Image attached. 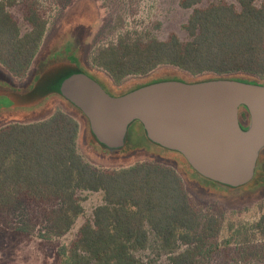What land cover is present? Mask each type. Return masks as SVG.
<instances>
[{"label":"trees","instance_id":"16d2710c","mask_svg":"<svg viewBox=\"0 0 264 264\" xmlns=\"http://www.w3.org/2000/svg\"><path fill=\"white\" fill-rule=\"evenodd\" d=\"M237 1L238 6L221 2L201 8L203 0H182L183 9L193 10L184 25L190 41L183 42L175 33L166 41L122 37L117 45L95 54L92 68L105 71L115 84L131 76L146 77L163 66L190 75L189 82L231 78L251 83L238 78L242 74L264 79V0L260 6L258 0ZM17 5L31 27L27 33L10 11ZM47 26L40 0L0 1V66L13 78L22 79L29 73L45 41ZM75 63L63 61L45 67L32 89L17 93L15 101L20 99V105L29 106L55 95L64 80L86 73ZM86 75L107 91L98 79ZM164 81L188 80L163 78L131 91ZM240 115L250 117L245 108ZM135 124L140 123L131 127ZM79 136L78 121L65 112L43 122L0 129V218L23 202L57 203L58 208L46 212V221L49 232L61 237L84 214L80 194L102 192L103 204L95 209L93 220L82 226L64 258L60 254L62 264H139L134 253L147 247L150 231L167 251L185 247L171 258V264H197L205 248L210 260L222 253L211 243L220 233V222L213 217L202 221L174 169L142 163L119 171L100 170L78 153ZM175 154L192 169L181 154ZM252 228L264 235V218Z\"/></svg>","mask_w":264,"mask_h":264},{"label":"rangeland","instance_id":"374dc122","mask_svg":"<svg viewBox=\"0 0 264 264\" xmlns=\"http://www.w3.org/2000/svg\"><path fill=\"white\" fill-rule=\"evenodd\" d=\"M181 1L40 0L48 21L47 33L29 73L22 79H15L0 66V129L12 124L43 122L57 112L73 116L82 125L78 153L86 162L109 171L142 163L170 167L183 179L187 194L200 212L202 221L213 217L220 222V233L211 243L218 245L222 253L211 258V262L205 248L197 264H264V235L252 228L264 218V152L256 179L243 188L232 190L204 179L182 157L149 142L140 124L130 128L126 149L109 152L95 142L87 118L62 97L52 95L29 106L20 105V99L17 102L14 99L17 93L25 94L32 89L45 67L63 61L76 62L115 96L163 78L178 77L189 82L190 75L170 66L160 67L146 77H128L120 84H115L105 71L92 68L95 54L102 48L117 45L122 37L166 41L175 33L183 42L190 41L184 25L193 10L183 9ZM262 1L258 0L257 5L260 6ZM221 2L238 6L237 0H203L199 7L207 8ZM10 11L22 32H29L31 27L22 7L17 5ZM238 78L264 84V79L259 77L242 74ZM240 116L242 123L250 124V117ZM80 198L84 214L73 229L61 237L49 232L46 221V212L58 208L57 203L39 205L23 202L14 212L6 213L0 218V264H62L60 254L63 256L69 251L78 240L82 226L93 220L95 209L103 204L104 194L84 192ZM241 231L247 233L243 235ZM149 238L147 247L134 253L139 264H171V258L185 250L182 246L173 251L163 249L151 231Z\"/></svg>","mask_w":264,"mask_h":264},{"label":"water","instance_id":"95a60500","mask_svg":"<svg viewBox=\"0 0 264 264\" xmlns=\"http://www.w3.org/2000/svg\"><path fill=\"white\" fill-rule=\"evenodd\" d=\"M55 95L87 118L104 150H124L131 126L139 122L149 142L181 154L201 177L228 189L253 182L264 152V84L164 81L113 96L80 73L64 80ZM241 108L250 116L246 131Z\"/></svg>","mask_w":264,"mask_h":264},{"label":"flooded vegetation","instance_id":"af4514ba","mask_svg":"<svg viewBox=\"0 0 264 264\" xmlns=\"http://www.w3.org/2000/svg\"><path fill=\"white\" fill-rule=\"evenodd\" d=\"M240 118H241V116H240ZM241 124H242V128H243V130H248V128H249V125H246V124H244V123H242L241 122Z\"/></svg>","mask_w":264,"mask_h":264},{"label":"crops","instance_id":"0c3cea01","mask_svg":"<svg viewBox=\"0 0 264 264\" xmlns=\"http://www.w3.org/2000/svg\"><path fill=\"white\" fill-rule=\"evenodd\" d=\"M80 125V134H81V131H82V125L81 124H79ZM80 137V136H79Z\"/></svg>","mask_w":264,"mask_h":264}]
</instances>
